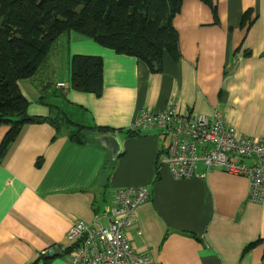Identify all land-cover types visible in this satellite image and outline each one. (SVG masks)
<instances>
[{"label": "crops", "instance_id": "obj_1", "mask_svg": "<svg viewBox=\"0 0 264 264\" xmlns=\"http://www.w3.org/2000/svg\"><path fill=\"white\" fill-rule=\"evenodd\" d=\"M215 3L217 24L201 0L183 1L173 22L181 58L166 55L162 73L88 36L61 37L65 75L54 89L86 110L85 123L115 133L78 144L65 126L56 130L44 121L22 127L0 162V264H71L65 247L71 226L81 220L107 227L115 192L131 187H148L150 196L137 210L138 229L127 237L155 264H263L264 244L242 255L247 244L264 239V202L249 201L247 177L217 170L174 180L162 164L167 141L159 130L126 134L142 111L160 113L175 101L188 116L212 117L219 108L240 135L264 138V0ZM75 55L103 59L102 98L68 89ZM19 86L30 116L56 118L48 104L60 100L42 101L31 81ZM9 128L0 126V144ZM106 135L119 140L123 153L116 160L99 144ZM205 170L198 165L200 176ZM58 247L61 254H44Z\"/></svg>", "mask_w": 264, "mask_h": 264}, {"label": "trees", "instance_id": "obj_2", "mask_svg": "<svg viewBox=\"0 0 264 264\" xmlns=\"http://www.w3.org/2000/svg\"><path fill=\"white\" fill-rule=\"evenodd\" d=\"M183 1L0 0V126L10 127L0 144V162L26 124L48 121L56 130L65 126L70 139L78 144L95 139V136L114 134L108 128L85 123L82 118L86 110L72 106L64 93L54 89L57 80H52L49 72H44L46 76L40 79V72L51 58L56 61L55 50L61 37L76 32L119 55L145 62L153 73H162L166 55L174 61L181 58L179 33L173 22ZM201 1L212 10L217 24L215 0ZM248 19L245 16L242 24ZM69 67L68 89L102 98V58L75 55L70 58ZM22 81L35 83L42 101L46 98L60 100L48 104L57 111L56 118L42 119L28 114L29 102L19 86ZM126 134L138 135L130 131ZM261 244L264 239L247 244L242 255ZM70 252L71 249H66L68 255Z\"/></svg>", "mask_w": 264, "mask_h": 264}, {"label": "built area", "instance_id": "obj_3", "mask_svg": "<svg viewBox=\"0 0 264 264\" xmlns=\"http://www.w3.org/2000/svg\"><path fill=\"white\" fill-rule=\"evenodd\" d=\"M57 87L64 89L63 83ZM178 103L171 101L160 113L142 111L128 131L159 130L167 141L162 164L174 180H192L221 170L228 175L247 177L249 201L264 202V138H247L227 124L220 109L212 117L181 114ZM250 160V164L244 163ZM205 173L198 174V164ZM109 223L88 224L76 221L67 234L71 264H155L147 253L137 251L127 231L138 229L137 210L149 199L148 187L123 188L115 192ZM47 254V252H44Z\"/></svg>", "mask_w": 264, "mask_h": 264}, {"label": "rangeland", "instance_id": "obj_4", "mask_svg": "<svg viewBox=\"0 0 264 264\" xmlns=\"http://www.w3.org/2000/svg\"><path fill=\"white\" fill-rule=\"evenodd\" d=\"M61 39H60V41H59V43L57 45V50H55L56 51V53H55L56 56H54V58L57 57V59H56L57 61L51 60L52 58L50 59V62L48 64V66L45 67V69H43L42 72H40L41 73L40 74V79L44 78L46 76L45 75L46 73H44V72H49V75L53 76L51 78L54 81H55V79L58 80L59 78L63 77V75H65V59L64 58H66L65 57V49L67 47H65V45H63ZM198 165H202V164L199 163Z\"/></svg>", "mask_w": 264, "mask_h": 264}, {"label": "water", "instance_id": "obj_5", "mask_svg": "<svg viewBox=\"0 0 264 264\" xmlns=\"http://www.w3.org/2000/svg\"><path fill=\"white\" fill-rule=\"evenodd\" d=\"M100 145H102V147L106 148L111 157L116 160L117 157H119L123 152H122V148L121 145L119 143L118 138L116 137V135H106L104 136V138H101L100 140ZM61 254V251L58 247V249H52L49 252H47V257H54L56 255Z\"/></svg>", "mask_w": 264, "mask_h": 264}]
</instances>
